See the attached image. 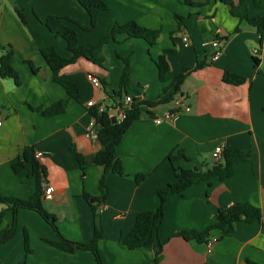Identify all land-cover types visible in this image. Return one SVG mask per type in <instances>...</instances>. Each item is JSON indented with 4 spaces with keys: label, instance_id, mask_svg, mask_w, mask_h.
Masks as SVG:
<instances>
[{
    "label": "crops",
    "instance_id": "crops-1",
    "mask_svg": "<svg viewBox=\"0 0 264 264\" xmlns=\"http://www.w3.org/2000/svg\"><path fill=\"white\" fill-rule=\"evenodd\" d=\"M103 2L106 9L99 14L96 28L77 29L80 45L97 44L114 25L129 22L158 30L159 36L149 46L142 39L119 34L103 45L102 66L79 58L61 69L58 78L76 86L75 99L53 81L40 49L54 47L70 58L65 40L51 33L44 22L58 16L86 26L87 11L76 0H0V57L11 46V66L20 79L16 86L12 79L0 78V194L22 200L33 195L36 181L30 164L17 173L12 169L23 150L31 147L44 170L42 204L56 219L59 234L73 243H89L97 216L104 234L97 240L102 264H155L159 250L157 264H264V39L260 42L255 28L232 17L228 7L216 0ZM14 7L23 15L24 24ZM249 15L264 17V5H251ZM183 37L188 38L187 46ZM212 39L219 41L216 50L203 45ZM163 50H173L167 54L171 79L164 83L155 64ZM216 52L218 58L212 60ZM123 58L129 59V78L125 92L117 97ZM28 61L37 72H32ZM225 72L245 80L238 85L227 83ZM88 74L97 77L102 88L94 87ZM180 75L184 78L179 93L170 100L171 82ZM127 96L158 104L142 106V116L121 137L115 149L123 170L118 175L93 164L101 146L98 140L85 137L92 119L87 103H102L115 117ZM178 100L180 106L175 104ZM57 102L64 103L62 113L44 116L39 112ZM166 111L177 113L176 118L153 121ZM217 145L243 152L232 163L233 175L222 181L212 176L181 195L170 196L158 242L128 250L122 239L139 213L157 209V189L175 181L176 168H210L211 152ZM178 151L187 160H167ZM77 155L85 163L83 172ZM139 175L144 179L137 183ZM102 176L106 197L91 204L90 199H101L98 183ZM45 188L53 192L45 196ZM237 203L258 208L260 222H235L224 236L225 230H211L209 251L207 241L178 236L182 231H206L217 223L219 209ZM11 222L7 210L0 231ZM55 240V231L36 212L21 209L13 238L0 244V264H98L88 250L66 253L46 243Z\"/></svg>",
    "mask_w": 264,
    "mask_h": 264
},
{
    "label": "trees",
    "instance_id": "trees-1",
    "mask_svg": "<svg viewBox=\"0 0 264 264\" xmlns=\"http://www.w3.org/2000/svg\"><path fill=\"white\" fill-rule=\"evenodd\" d=\"M88 13L89 24L82 25L77 20L67 17L49 16L46 18L44 24L47 29L63 38L66 42L67 51L71 54L70 58L60 55L54 47H47L40 49V54L46 62L48 68L52 73V79L54 82L59 83L71 97H77L76 86L58 78V73L64 67L73 64L79 58H85L91 63L102 66L104 57L102 54V47L110 41H115V37L119 34H124L126 38H137L144 40L149 46H153L159 36L158 30H149L142 26H139L135 22H129L125 25H114L111 32L102 38L97 44H85L80 45L78 43L77 29L84 31H92L97 26V18L99 14L106 9L103 0H76ZM189 4L190 0H183ZM228 7L229 13L232 17L236 18L239 22H245L249 26L255 28L260 37V42L264 39V17L249 15V7L252 5L255 8H260L264 5V0H238L233 2L232 0H216ZM14 12L19 21L24 24L25 19L20 10L14 7ZM238 32V28L235 29ZM4 53L0 57V78H10L14 81L16 86L20 85V79L17 72L11 66V59L13 57V50L11 46L7 45L4 49ZM173 50H163L155 61L158 77L160 82H167L171 79V70L167 62V54ZM123 71L120 76L119 91L116 93L117 97H120L125 92L128 78H129V59L123 58ZM32 72H37V68L31 62H27ZM200 65H197L198 67ZM184 75H180L171 82L172 94L169 96L171 100L174 95L179 93L180 85L182 84ZM223 79L227 83L241 84L244 82V77L225 72ZM158 102L150 103L144 101L133 100L132 104L124 112V118L121 121H116L112 124L111 115L108 109L102 113H98L95 108L91 109V115L96 120L98 128V141L100 143V150L95 154L93 164L95 166H101L104 168V172H112L118 175H123L121 162L116 158L115 149L118 145L123 134L130 128L134 120L139 119L142 116V106H155ZM39 111V110H38ZM64 111V103L57 102L48 108L39 111L44 116H52L60 114ZM116 117V116H115ZM243 154L242 151L234 148H224L222 153V160L217 163H213L210 168L205 171L187 170L182 168L174 169L175 181L167 184L166 186L157 189L156 195L158 198V207L154 212H141L135 218V223L131 231L126 234L122 239V244L128 250H135L145 245H151L158 242L159 227L163 221L164 210L167 200L172 195H181L190 186L198 184L200 182L208 180L212 176H217L221 181L230 178L233 175V161ZM179 159L187 158L181 151H178L175 155H169L167 160L175 161ZM77 160L80 164L81 171L83 172L85 163L80 155H77ZM27 164L31 166V174L35 178L36 188L33 195L27 199L22 200L15 197L3 196L0 194V205H5L7 209H0V224L3 222L5 212L9 210L12 214L11 224L0 231V244H3L13 238L16 232V215L21 209L31 210L36 212L57 234V240L46 241L47 244L54 248L71 253L75 249L90 251L96 262L102 264L99 253L97 251V240L104 237L103 231L100 227V223L97 216H94V236L89 243L79 244L73 243L64 239L58 232L56 227V219L49 214L42 204V191H41V176L44 174L43 168H41L34 158V152L31 147H27L23 150L16 163L12 165V169L15 173L19 172ZM144 179L143 175L136 177V182L140 183ZM99 190L101 192V199L93 201L90 199V203L100 202L106 197V188L104 184V176H102L98 183ZM94 211V207L92 206ZM261 213L260 210L248 203H237L227 208H221L218 210L217 223L209 226V228L198 233L196 231H182L178 233L179 237L185 240H196L197 242H205L208 237L207 234L213 229L225 230L223 235L230 232L232 224L235 222L244 221L246 223H252L254 221L260 222ZM208 242V241H207ZM162 245L160 244V247ZM26 248V241H25ZM27 249V248H26ZM160 260V250L155 257V264Z\"/></svg>",
    "mask_w": 264,
    "mask_h": 264
},
{
    "label": "built area",
    "instance_id": "built-area-1",
    "mask_svg": "<svg viewBox=\"0 0 264 264\" xmlns=\"http://www.w3.org/2000/svg\"><path fill=\"white\" fill-rule=\"evenodd\" d=\"M182 42L184 43L185 46H187L188 44V38L187 37H183L182 38ZM204 46H210L213 49H218L219 46V41L216 39H212L209 41H206L204 44ZM218 58V52H216L213 57L212 60H216ZM87 79L89 80V82L97 88H102L101 82L99 81V79L93 75L88 74L87 75ZM133 99L130 97H124V101L123 104H119V106L116 108V121H121L124 118V112L126 109H128L130 107V105L132 104ZM175 104L177 106H180V102L175 101ZM87 107H89L90 109L95 108L97 110L98 113H102L103 111H105L107 108L105 107V105H103L102 103L100 104H96L93 101H89L87 103ZM177 116V113H174L172 111H166L162 117L156 118L153 121L155 123H160L162 120H174ZM1 125V123H0ZM85 137L88 139H95L98 140V128H97V124H96V120L94 119V117L92 116V119L88 125L87 131L85 133ZM222 153H223V146L222 145H217L214 147L213 151L211 152V161L212 163H217L220 162L222 160ZM35 159L39 158V154H35L34 155ZM53 192L52 188H45L44 190V195L45 196H49L51 193ZM216 240H213V242H215ZM211 245L212 242H208L207 243V249L208 251L211 249Z\"/></svg>",
    "mask_w": 264,
    "mask_h": 264
},
{
    "label": "water",
    "instance_id": "water-1",
    "mask_svg": "<svg viewBox=\"0 0 264 264\" xmlns=\"http://www.w3.org/2000/svg\"><path fill=\"white\" fill-rule=\"evenodd\" d=\"M111 122H112V124L116 123L115 117H111Z\"/></svg>",
    "mask_w": 264,
    "mask_h": 264
}]
</instances>
